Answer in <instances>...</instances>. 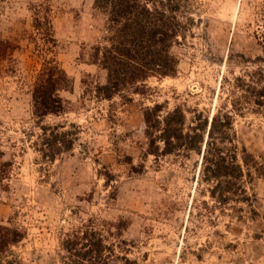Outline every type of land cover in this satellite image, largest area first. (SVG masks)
Masks as SVG:
<instances>
[{
  "label": "rangeland",
  "instance_id": "374dc122",
  "mask_svg": "<svg viewBox=\"0 0 264 264\" xmlns=\"http://www.w3.org/2000/svg\"><path fill=\"white\" fill-rule=\"evenodd\" d=\"M195 25L174 47V76L151 78L145 94L108 100L94 92L107 71L91 62L90 46L104 30L92 0H0V34L17 46L0 74V162L9 175L0 187V222L25 231L13 246L20 264H65L66 234L89 219L106 224L139 264H264V115L256 105L233 113L239 160L250 204L240 191L222 201L204 180L195 151L157 159L147 153L143 109L155 102L212 114L228 104L235 79L264 64L259 40L264 0H194ZM37 4L50 9L52 51L34 27ZM36 37L37 41H36ZM55 58L71 79L62 90L66 112L43 124L65 125L71 149L41 152L30 76ZM225 87L223 89L222 87ZM63 130V129H61ZM115 237H111L114 240Z\"/></svg>",
  "mask_w": 264,
  "mask_h": 264
},
{
  "label": "trees",
  "instance_id": "16d2710c",
  "mask_svg": "<svg viewBox=\"0 0 264 264\" xmlns=\"http://www.w3.org/2000/svg\"><path fill=\"white\" fill-rule=\"evenodd\" d=\"M95 10L104 15L105 23L101 39L90 46L92 63L107 71L104 84H97V96L113 100L122 97L126 103L133 94H145L151 78L174 76L179 57L174 47L186 38L195 25L194 0H92ZM49 7L37 4L34 8V27L40 33L43 44L37 41L39 52L52 51L56 45ZM263 32L259 40L264 45ZM17 46L0 34V74L3 63ZM31 95L35 115L40 123L41 152L55 158L65 149H71L73 139L68 137L65 125L43 124L48 115L66 112L67 100L62 90L70 89L71 79L55 58H44L41 67L30 76ZM225 89V87H222ZM228 104L212 114L199 108L188 116L183 105L169 107V101L155 102L143 109L147 153L157 159L168 154H185L192 151L202 156L204 180L214 183L211 195L222 201L240 191L241 201L250 204L251 197L245 186V168L259 166L258 161L239 160L240 148L236 143L233 113L243 111L248 105H256L264 115V64L245 76L235 79L228 91ZM63 129V130H61ZM0 162V187L9 172ZM96 219H89L79 229L66 234L62 248L65 264H139L129 256L126 240ZM25 237V231L0 222V264H20L13 246ZM111 237H115L111 240Z\"/></svg>",
  "mask_w": 264,
  "mask_h": 264
}]
</instances>
